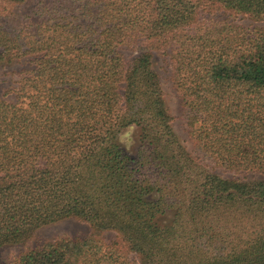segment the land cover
<instances>
[{"label":"trees","instance_id":"16d2710c","mask_svg":"<svg viewBox=\"0 0 264 264\" xmlns=\"http://www.w3.org/2000/svg\"><path fill=\"white\" fill-rule=\"evenodd\" d=\"M27 2L0 0V65L26 64L14 101L0 97V249L65 219L92 231L3 264H264V179H226L193 156L154 69L170 57L196 150L264 173V29L235 23L264 22V0L8 10ZM123 47L137 50L128 64Z\"/></svg>","mask_w":264,"mask_h":264},{"label":"rangeland","instance_id":"374dc122","mask_svg":"<svg viewBox=\"0 0 264 264\" xmlns=\"http://www.w3.org/2000/svg\"><path fill=\"white\" fill-rule=\"evenodd\" d=\"M40 0H28L24 6L8 7L16 13L28 14L33 10L34 6ZM225 18L220 16V18ZM235 23L242 27L253 30L254 28L264 29V22H255L248 18H238ZM127 64L136 56L137 50L128 47L121 48ZM170 57L163 53H156L154 58V69L159 74L162 89L164 91V99L170 115L173 117L172 125L182 143L188 148L193 156L199 158L210 171L219 174L223 178H241L245 180L264 179V173L246 172L235 174L223 167L216 165L214 162L204 157L196 150L195 143L191 135V127L188 125L184 117L183 101L180 93L177 91L172 79V65ZM26 67V64L0 65V97H4L7 101H14L12 89L16 87L18 80L17 73ZM135 130H131L124 139L123 145L127 150L134 151L137 147L133 141ZM92 231L91 226L79 219H65L56 223H52L37 229L27 241L9 245L0 249V264L8 263L18 258L24 252L42 247L45 243L59 238H83ZM107 244L112 245L117 242V236L113 232H107L104 235ZM131 259H135L134 255H130ZM136 260V259H135ZM137 261V260H136Z\"/></svg>","mask_w":264,"mask_h":264}]
</instances>
